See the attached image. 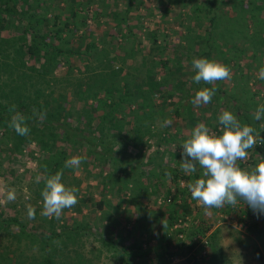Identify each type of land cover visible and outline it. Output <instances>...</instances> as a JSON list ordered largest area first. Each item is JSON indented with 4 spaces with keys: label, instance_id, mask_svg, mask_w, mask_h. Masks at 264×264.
<instances>
[{
    "label": "trees",
    "instance_id": "16d2710c",
    "mask_svg": "<svg viewBox=\"0 0 264 264\" xmlns=\"http://www.w3.org/2000/svg\"><path fill=\"white\" fill-rule=\"evenodd\" d=\"M139 1L144 0H0V154H9L13 162L14 155H22L30 147L31 154L45 155L37 161L38 173L43 177L33 191L35 200L43 201L41 191L46 176L62 170V183L71 187L77 182L74 179L66 184L75 168H64V163L70 158L69 150L73 153L81 149H89L101 165L113 166L110 173L102 176L104 191L115 189L127 195L133 181L126 172L133 157L128 155L129 148L138 150L140 156L149 147L150 138L157 139L158 147L174 140L167 127L165 136L153 130L159 116L168 109L172 111L170 118L173 114L182 117L191 130L205 119V125L218 133V116L225 110L234 113L242 124L253 126L259 106L248 100L249 96L254 100L261 92L253 93L249 85L264 66V0H154L158 8H164V15L183 27L185 33L172 46L173 38L158 25L156 30L146 33L147 50L135 32L138 25L131 24L134 11L140 9L136 5ZM113 2L123 3L126 9L114 10ZM96 4L105 6V10H93ZM92 16L96 25L103 24L100 23L103 17L105 23L113 22L112 29L119 32L95 33L96 27L90 29L88 24ZM245 57L251 61L247 62ZM193 58L218 61L233 73V85L229 88L215 82L216 95L207 107L191 103L197 91L212 87L192 79L196 74ZM157 95H163V104L157 103ZM173 98H178V102L168 103ZM13 104L16 111L29 117L28 136H20L8 127L12 114L9 108ZM33 108L46 112V117L32 118ZM247 151L261 156L259 160L252 157V167L264 161V145ZM148 165L154 170L136 169L152 184L153 195L167 199L172 211L170 218L178 216L180 210L189 216L195 200L187 185L200 178L199 169L196 174H185L181 162L175 166L169 160ZM240 166L244 168L243 164ZM165 181L169 187L163 185ZM79 193L75 194L78 202ZM127 202L134 207L142 206L136 194ZM105 203L101 200L97 207L103 209ZM73 210L82 212L78 203ZM239 210L252 211L248 206ZM35 211L38 215L42 207ZM43 218L42 224L31 228L17 217L4 218L0 220V231L16 240L23 236L40 244L43 255L34 264H89L83 252L89 227L55 225L50 229L49 218ZM257 233L264 235V229ZM256 253L263 258L259 250ZM177 254L164 252L157 264H169ZM12 256L6 253L1 264H12ZM217 263L214 257L203 258L196 264Z\"/></svg>",
    "mask_w": 264,
    "mask_h": 264
},
{
    "label": "rangeland",
    "instance_id": "374dc122",
    "mask_svg": "<svg viewBox=\"0 0 264 264\" xmlns=\"http://www.w3.org/2000/svg\"><path fill=\"white\" fill-rule=\"evenodd\" d=\"M107 5L110 7L109 4ZM136 5L140 9L134 11V19L131 24L138 25L135 32L144 41L145 50L149 46L146 33L156 30L158 25L162 26L161 28L165 29V33L173 38L172 46L177 45L181 41L185 29L174 24L171 17L167 18L164 15L163 7L158 8L154 0L139 1ZM94 6L92 7L95 11L99 9L103 11L106 8L103 5L98 6L96 4ZM113 6L116 11L126 9V5L123 3L117 4L113 2ZM82 14H85V12H82ZM94 18L92 16L88 24L91 26L90 29H95L96 27L97 31L95 33H103L106 30H112L115 33L119 32V30L112 29L113 22H111V26L105 23L107 20L102 17L100 18V23L103 24L96 25ZM122 32H125V28L122 29ZM245 58L247 62L251 61L248 57ZM243 71L245 74L248 73L247 68H244ZM239 74L238 80L240 79ZM259 80H261L260 72L257 74L256 79L250 83L249 89L253 93L258 91L261 93L256 95L254 100L249 96L250 99L248 100L249 103H256L258 106L264 104V81L259 83ZM232 81L233 73L230 71V78L220 81V84L222 83L229 88L233 85ZM240 82L243 86L245 79L240 80ZM178 100V98L168 99V103L172 102L175 104ZM156 101L159 105L163 104V95H157ZM204 107H207V104ZM182 112L186 114L185 110H182ZM195 112L198 116L202 115L197 108H195ZM171 113L170 109L166 110L165 114L161 115V117L159 116L157 123L153 126L154 131L163 135L164 129L168 128L169 136L174 137V140L172 139L169 145L162 144V146L158 147L156 144L157 139L150 138L148 141L149 147L143 150V154H139L141 157L137 156L138 150L132 147L129 148L130 154L128 155L133 157L131 159L132 164L128 165L126 172L133 181L129 185L130 189L127 195H123L115 189L106 191L103 189L105 184L101 182L102 176L110 173L113 170V166H108V164L101 165L95 160L97 156H93L89 149H81L73 153L69 150L70 157H86L80 167L78 169L75 168V172L73 174L70 173L66 180V184H69L74 179H78L71 186L77 187L79 183L78 204L81 206L82 212H75L73 207L63 209L59 218H62V221L55 217H48L49 228L52 229L55 225L59 226V228H65L69 225L81 226L84 224L89 227L91 223L97 226L100 218H103V222H107L103 224L105 228L101 230L103 231L101 236H104L102 239L104 238L105 241L100 239L99 241L95 238L96 241L98 240L96 242L98 248L94 245L96 252L92 251L91 237L85 236L83 240V252L87 254L89 260L93 262L92 264H157V260L164 252L178 253L171 258L169 264H188L192 259V254L201 255L203 243L206 240L210 243L207 258L213 260L216 257L217 264H264V235L259 236L257 233L258 230L264 229V215L258 218L251 210L248 212L240 211V207H247L242 201L235 208L231 206L223 208L213 207L210 209L211 214L205 215L203 205L194 201L191 209L193 212L189 216L186 217L183 211L180 210L178 216L171 219L172 211L168 207L167 199L163 195L157 197L153 195L151 193L152 187H150L152 184L147 181L146 176L138 172L139 170L137 169L143 171L154 170L153 166L148 165L149 162L161 163L163 160H169L174 162L175 166H178L179 162H181V143L189 137L191 129L186 127L182 117H176L173 114V117L170 118L172 116ZM206 115L208 116L209 114ZM165 121L169 123L165 125ZM202 122L205 123V119ZM260 123L255 121L253 127L257 131L264 132V129L260 127ZM59 145L62 144L59 143ZM30 149L26 150L22 155H14V162L9 154H0V220L17 217L31 228L39 222L42 224L44 219V216L40 215L41 211L38 215H35V219H29L26 205L31 204L35 210L42 207L43 201L35 200L33 191L37 187L35 177L40 171L37 161L44 158L45 155L31 154L33 151H30ZM251 151H248L247 159L239 162L240 165H244V168L252 167V157L255 160L261 158L259 154H253V151ZM42 177L43 175L41 174ZM163 185L169 187V183L166 181L163 182ZM109 186L112 187L113 185ZM132 189L134 190L133 192ZM9 191H12L16 197L12 202L7 199ZM134 194L138 195L139 201L142 203L141 207L131 206L127 202V199H130ZM101 200L106 201L103 209L97 207V202ZM165 217L168 224L166 229L161 223ZM254 224H258V227L254 226ZM118 237L120 239L116 240ZM14 238L16 237L7 235L4 230L0 231V264L2 256L6 257V253L9 252L14 258L12 264H34L36 260L42 257L43 253L40 249V244L31 243L29 239L23 238V236L19 237L20 241H22L18 244L19 239L16 240ZM32 238L34 240L37 239L35 236ZM127 241L131 245H128ZM193 244L195 246L190 250V246ZM99 248L101 249L99 250ZM256 250H259L263 258L260 259ZM98 251L100 252L99 254ZM16 259L18 263H16Z\"/></svg>",
    "mask_w": 264,
    "mask_h": 264
},
{
    "label": "clouds",
    "instance_id": "9594fccd",
    "mask_svg": "<svg viewBox=\"0 0 264 264\" xmlns=\"http://www.w3.org/2000/svg\"><path fill=\"white\" fill-rule=\"evenodd\" d=\"M192 78L195 83L201 81L211 84V88L197 91L191 101L195 106L208 104L216 95V81L230 78L227 66L207 58H193ZM260 78L264 79V66L260 68ZM16 105L9 108L12 113L7 121L8 127L20 136H28L31 129L27 124L29 117L16 111ZM46 112L35 108L32 118L43 120ZM254 120L264 129V104L259 105L254 113ZM169 122L165 121V125ZM219 132H213L205 123H198L189 137L182 141L181 170L185 174H196L199 169L200 178L188 183L187 187L191 198L203 205L205 215H210L211 208L225 206L237 207L239 202L250 207L259 218L264 215V161L254 167L242 168L240 161L247 159V150L264 145V136L251 125L242 124L234 113L225 110L218 116ZM86 159L83 156H72L64 163V168H79ZM45 170L46 166H45ZM35 183H41V175L35 177ZM76 186L67 187L62 183V170L46 176L44 188L41 191L43 198L40 215L59 219L62 210L72 208L78 203ZM9 202L16 199L14 193L9 191ZM27 216L35 219L36 211L31 204L26 205ZM164 229L167 228V218L162 220Z\"/></svg>",
    "mask_w": 264,
    "mask_h": 264
},
{
    "label": "crops",
    "instance_id": "0c3cea01",
    "mask_svg": "<svg viewBox=\"0 0 264 264\" xmlns=\"http://www.w3.org/2000/svg\"><path fill=\"white\" fill-rule=\"evenodd\" d=\"M98 203V202H97ZM97 220V219H96ZM95 220V221H96ZM94 221V222H95ZM104 223H107V222H103V218H100V220L98 221V223H97V226L96 225H93L92 223L91 224H89V237H91V242H92V251H94V249H95V246H96V242L100 239V240H103V241H105V239L103 238L102 239V237H104V236H101V233L103 232V231H101V230H103L104 228H105V226H103V224ZM96 224V223H95ZM94 233V234H93ZM100 233V234H99ZM127 237V236H126ZM95 238H97L98 240L96 241V239ZM120 239V237H118V238H116V240H119ZM99 240V241H100ZM127 240H129V239H127ZM129 241H127V243H128ZM117 244V243H116ZM95 245V246H94ZM128 245H131V244H129L128 243ZM96 248H98L97 246H96ZM101 248H99V250H100ZM91 251V252H92ZM100 252L98 251V254H99ZM90 257V256H89ZM89 262L91 263V261L89 260ZM93 263V262H92Z\"/></svg>",
    "mask_w": 264,
    "mask_h": 264
},
{
    "label": "built area",
    "instance_id": "2783aa9c",
    "mask_svg": "<svg viewBox=\"0 0 264 264\" xmlns=\"http://www.w3.org/2000/svg\"><path fill=\"white\" fill-rule=\"evenodd\" d=\"M209 248H210V243L208 240L204 241L203 243V251L201 252V255H196L192 254V259L188 262V264H196L197 261H200L203 258H207L209 255Z\"/></svg>",
    "mask_w": 264,
    "mask_h": 264
}]
</instances>
